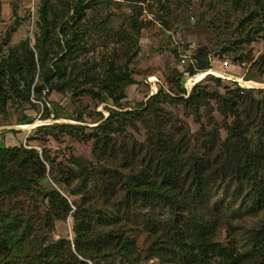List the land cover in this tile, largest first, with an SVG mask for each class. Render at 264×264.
I'll list each match as a JSON object with an SVG mask.
<instances>
[{"label":"trees","instance_id":"1","mask_svg":"<svg viewBox=\"0 0 264 264\" xmlns=\"http://www.w3.org/2000/svg\"><path fill=\"white\" fill-rule=\"evenodd\" d=\"M95 2L40 0L35 43L26 39L8 46L7 33L0 42L1 113L8 105L27 103L36 109L40 103V119H46L51 109L44 92L52 91L74 98L87 95L108 111L88 135L78 124L47 127L91 140L94 163L71 157L72 167H65L44 150L41 157L30 146L0 144V264H140L148 250L171 264H264V224L252 235L253 250L240 251L232 237L218 239L237 208L246 214L264 211V102L252 97L250 88L209 93L196 91L197 83L185 97L181 78L210 67L206 51L199 49L195 64L175 77L174 96L159 91L145 107L119 111L125 88L136 82L129 65L145 25L130 16L116 31L119 54L81 62L89 31L103 24L85 19ZM254 4L257 11L248 20L264 13V0ZM12 14L18 22L15 4ZM257 30L264 39V27ZM258 60L264 65L263 55ZM213 80L221 85L219 78ZM209 98L223 117L221 123L210 108L205 110ZM168 103H181L199 122L194 139L173 122ZM203 107L206 123L201 121ZM82 118L78 113L74 120ZM34 120L22 114L16 124ZM136 122L145 130L143 140H118ZM69 217L72 239H53L49 232L55 222ZM141 232L152 240L145 248L138 244Z\"/></svg>","mask_w":264,"mask_h":264},{"label":"rangeland","instance_id":"2","mask_svg":"<svg viewBox=\"0 0 264 264\" xmlns=\"http://www.w3.org/2000/svg\"><path fill=\"white\" fill-rule=\"evenodd\" d=\"M0 1V42L6 40L7 33L8 46H14L26 39L32 46L39 33L37 20L40 0ZM67 1L73 3L77 0ZM95 1L97 2L86 9L85 19L94 17L95 21H102L103 24L89 31L88 50L80 57L81 62L85 60L98 62L102 56L109 60L110 55L119 54L120 44L117 42L116 31L121 25L126 24L125 21L130 16L136 17L145 25L140 30L135 44L137 55L129 65L131 75L136 82L125 88L126 97L121 101L123 108L118 109L119 111L145 107L150 97L159 91L174 96L178 92L175 77L182 75L187 61L193 59V55L199 49L206 51L210 67L194 76L181 78L186 90L185 97L197 83L196 91L205 89L209 93L217 91L224 94L227 89L250 88L251 96L264 102V72H262L264 65L258 60L261 55L264 56V39L259 36L262 32L259 34L257 30L260 26L264 27V13L258 14L256 19H246L250 12L257 11L254 0H238L239 4L234 0ZM14 4L18 7V22L12 14ZM247 37L253 40L246 41ZM182 59L186 60L183 64ZM224 62L228 64L226 70L222 67ZM224 73L226 75L221 77L220 75ZM214 78H219L221 85L218 86ZM44 96L51 109V114L46 119H40L42 113L40 103L36 109L27 103L12 104L7 106L6 113L0 112V144L7 147L30 146L37 149L41 157L44 150L55 163H61L65 167H72L69 162L71 157H77L86 164L94 163L91 140H77L63 129L55 127L47 130V127L62 123L78 124L85 127L84 133L88 135L92 132L91 127L107 117L105 104L87 95L74 98L70 93L61 94L52 91L48 95L44 92ZM108 106L115 108L111 102H108ZM209 108L218 123H221L223 117L216 110L214 100H209L205 110L208 111ZM166 109L173 113V122L176 126L183 127L187 137L194 139L199 122L193 120L181 103H168ZM78 113L82 114L83 122L74 120ZM22 114L35 116L34 122L17 125L16 120ZM202 114L201 121L206 123L209 118L208 113L204 112V107ZM41 125L45 126V129H39L38 126ZM144 135V128L136 122L135 127H127L125 132L117 137L121 141L131 138L141 141ZM224 136L225 130L221 129L220 137ZM24 197H21V200L25 203L27 198ZM235 214L237 216H233ZM233 215L231 214L227 219L229 224L218 231V239L227 242L232 237L240 251L253 250L255 247L252 235L261 230L264 224V211L246 214L244 208H237ZM69 218L55 222L54 229L49 232L53 239L66 236L72 239V223ZM137 239L140 248H145L152 242L150 237L142 232L138 234ZM144 254L140 264H171L167 259L151 254L149 250L144 251Z\"/></svg>","mask_w":264,"mask_h":264},{"label":"built area","instance_id":"3","mask_svg":"<svg viewBox=\"0 0 264 264\" xmlns=\"http://www.w3.org/2000/svg\"><path fill=\"white\" fill-rule=\"evenodd\" d=\"M185 61H186V60L182 59V61H181L182 64L185 63ZM187 62H188V63H186V64H187L186 66H188V65H190V64H195V60H194V59L188 60ZM222 67H223V69L226 70V69L228 68V64H227V62L222 63ZM225 70H223V71L226 72ZM195 75H196V74H195ZM225 75H226V74L224 73V74H221L220 76L222 77V76H225ZM220 76H219V77H220ZM226 78H227V77H226Z\"/></svg>","mask_w":264,"mask_h":264},{"label":"water","instance_id":"4","mask_svg":"<svg viewBox=\"0 0 264 264\" xmlns=\"http://www.w3.org/2000/svg\"><path fill=\"white\" fill-rule=\"evenodd\" d=\"M69 220L71 221V223H73V220L69 218Z\"/></svg>","mask_w":264,"mask_h":264}]
</instances>
